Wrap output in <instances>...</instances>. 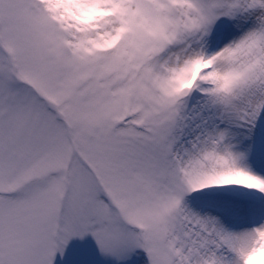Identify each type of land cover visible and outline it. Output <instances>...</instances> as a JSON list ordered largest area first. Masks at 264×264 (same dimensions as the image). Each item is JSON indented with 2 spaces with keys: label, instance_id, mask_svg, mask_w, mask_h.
<instances>
[{
  "label": "snow or ice",
  "instance_id": "6c2138e0",
  "mask_svg": "<svg viewBox=\"0 0 264 264\" xmlns=\"http://www.w3.org/2000/svg\"><path fill=\"white\" fill-rule=\"evenodd\" d=\"M0 264H264V0H0Z\"/></svg>",
  "mask_w": 264,
  "mask_h": 264
}]
</instances>
